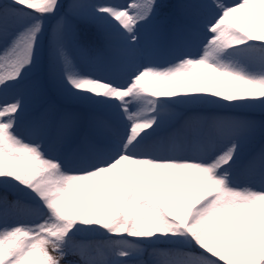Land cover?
<instances>
[{"label": "snow or ice", "instance_id": "snow-or-ice-1", "mask_svg": "<svg viewBox=\"0 0 264 264\" xmlns=\"http://www.w3.org/2000/svg\"><path fill=\"white\" fill-rule=\"evenodd\" d=\"M164 51L178 54L157 63ZM29 100L47 108L26 138ZM179 105L215 114L174 117ZM256 110L264 114V0H0V264H264ZM173 118L169 139L191 133L198 156L156 153ZM53 127L72 142V160L47 142ZM10 211L31 217L9 224ZM101 233L102 243L75 239Z\"/></svg>", "mask_w": 264, "mask_h": 264}, {"label": "rangeland", "instance_id": "rangeland-1", "mask_svg": "<svg viewBox=\"0 0 264 264\" xmlns=\"http://www.w3.org/2000/svg\"><path fill=\"white\" fill-rule=\"evenodd\" d=\"M200 3L203 4H207V5H211L212 4V0H199ZM65 3L68 2V0H64ZM93 2H95V0H93ZM120 3H126L127 0H119ZM224 2L227 3H231L232 0H224ZM175 5H187V4H191L190 2H186L183 0H175L174 3ZM180 11H187V12H191L194 10H190V9H181ZM213 9L211 7L206 8V9H202L201 12L204 15H208L211 16L213 14ZM152 32V28L151 27H146L144 30V34L146 36L150 35ZM178 52H168V51H164L161 52L160 54H158L157 56L154 57V60L157 63L160 64H166L169 61H172L175 58V55H177ZM93 55H96L95 53H93ZM77 59L79 62L86 63L87 62V56L85 55H81V54H77ZM98 68H100L101 70H104V62L103 60H99L97 62L96 65ZM36 79L35 74H33V76L29 77L28 82L26 84V87L31 86V84L34 82V80ZM32 106V107H31ZM42 104H40L38 107H35V104L32 100L28 101V108L26 110L25 113V118L24 121L21 124V132L22 134L25 135L26 138H28L27 136V127L29 122L36 116H38L39 114L43 113L45 111V109L47 108V105L43 107V109L39 110L38 112L35 113V111L41 107ZM34 108V109H32ZM78 110L83 111L84 108H79ZM169 113L174 114V117H180V116H184L185 118H189V117H205L211 114H215L213 107L212 106H183V105H179V106H175V107H171L169 110ZM227 111V110H225ZM242 112L243 110H237ZM252 117L254 119H256L257 121L264 119V114H261L259 110H256L255 112L251 113ZM50 118L53 121V124L56 120V115L55 113L50 114ZM175 119V118H173ZM171 119V120H173ZM176 124V123H175ZM205 126V122L203 120H194L193 121V127H203ZM170 130L168 133H166V142L164 143V145L171 147V150L163 155H176V156H188V157H196L200 154L201 152V145L198 142V140L189 132H184L181 133L177 136H175L174 139H169L170 137L173 136V134L175 133L176 129L175 127L172 125L169 126ZM26 131V133H25ZM150 131V130H149ZM47 142L49 143V145L55 144L56 146V151L54 152V154L57 155H63L65 159L67 160H72L74 158V152H73V144L71 141H60L58 139H56V133H55V128L53 127L51 133H50V137L47 138ZM177 143L176 148L174 147L175 143ZM259 146V143H257V147ZM70 167L75 168L76 165H69ZM241 182L243 183H250L255 187H260L261 185V179L258 175L252 176V177H248V176H242L241 177ZM2 194V193H0ZM31 217V213L28 211H10L7 215V221L9 224H15L17 222H27ZM83 237H97V236H93V235H89V234H81ZM98 237H103L102 241H99V239H95L94 240V244L97 243H102L103 240L105 239V237L103 236V234L99 235ZM116 237H113V239H115ZM79 243H83L86 244L85 242H79ZM161 248H165L166 246H159ZM151 251V250H149ZM93 254H95V249H93ZM69 259L72 260H76L78 259V257L76 256H71L69 257Z\"/></svg>", "mask_w": 264, "mask_h": 264}, {"label": "bare ground", "instance_id": "bare-ground-1", "mask_svg": "<svg viewBox=\"0 0 264 264\" xmlns=\"http://www.w3.org/2000/svg\"><path fill=\"white\" fill-rule=\"evenodd\" d=\"M34 104H35V107H34V108H36V107H38V106L40 105V104H38V103H34ZM44 106H46V105H43V104H42V106L39 107V108L35 111V113L38 112L39 110L43 109ZM31 107H32V106H31ZM31 107H28V108H31ZM34 108H32V109H34ZM55 121H56V120H55ZM175 123H176V120H175V119H173V120H171V119L168 120V122L165 124L164 129L161 131L160 136L156 138L157 141H163V142H161V143H156L155 141L152 142V143H154L155 151H156L157 154L163 155V154L166 153V151H167V153H168V152L171 150V147H169V145H168V146L164 145V143L166 142V133H168L169 130H170V127H169V126L172 125V124H173V126H174ZM54 124H55V122H54ZM25 133H26V131H25ZM26 134H27V133H26ZM174 143H175V142H174ZM176 146H177V143H175L174 147L176 148Z\"/></svg>", "mask_w": 264, "mask_h": 264}, {"label": "trees", "instance_id": "trees-1", "mask_svg": "<svg viewBox=\"0 0 264 264\" xmlns=\"http://www.w3.org/2000/svg\"><path fill=\"white\" fill-rule=\"evenodd\" d=\"M183 1H188L192 4H197V0H183ZM167 2L173 4V0H167ZM9 199H11L10 196H9Z\"/></svg>", "mask_w": 264, "mask_h": 264}]
</instances>
